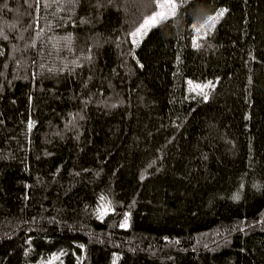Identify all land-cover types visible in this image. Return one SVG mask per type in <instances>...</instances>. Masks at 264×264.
Here are the masks:
<instances>
[{"label":"trees","instance_id":"1","mask_svg":"<svg viewBox=\"0 0 264 264\" xmlns=\"http://www.w3.org/2000/svg\"><path fill=\"white\" fill-rule=\"evenodd\" d=\"M47 2L0 0V264H264V0Z\"/></svg>","mask_w":264,"mask_h":264},{"label":"snow or ice","instance_id":"2","mask_svg":"<svg viewBox=\"0 0 264 264\" xmlns=\"http://www.w3.org/2000/svg\"><path fill=\"white\" fill-rule=\"evenodd\" d=\"M181 4L193 5V8H196V0H144L143 6L147 8H152L154 5V9L150 12V14H146L143 16L142 22L129 33V35L132 37V43L134 45H138L140 43V40L143 39V37L147 36L148 32L157 27L161 22L167 21L170 17H175L177 15V10L179 7H181ZM47 8L50 5L48 4L47 0L41 5L40 0H37L36 3V9L39 10L40 7ZM4 7H7L5 4ZM29 7H32V5H29ZM227 11V9L221 8L219 9L215 14L208 15L207 18L203 21V23H200L199 26H197L196 23H192L191 27L197 32L200 33L201 29H205V35H207L208 32H210L212 29L215 28L216 23L219 21V19L224 15V13ZM39 35V33H37ZM139 37L140 39H137ZM0 38L7 39L8 37L6 35H3L2 32H0ZM203 38V37H200ZM70 39V37H69ZM193 47L199 48L200 44L197 42V37H193L192 39ZM0 54H3L0 52ZM191 84V81H189ZM211 81L208 82L206 85H197L198 88H206L211 85ZM205 99H207V95L204 96ZM32 124L29 122V128H31ZM143 179V177H141ZM103 200L104 197H101ZM233 199L238 200L239 194H236L233 196ZM97 211H100L98 209ZM103 214H107V208H104ZM129 219V215L127 213L124 214V222L121 224V227L127 226V221ZM178 242V241H177ZM63 254V253H61ZM57 257L55 254H53V257L51 260H49L48 264H52V260H55ZM115 264V262H113Z\"/></svg>","mask_w":264,"mask_h":264},{"label":"rangeland","instance_id":"3","mask_svg":"<svg viewBox=\"0 0 264 264\" xmlns=\"http://www.w3.org/2000/svg\"><path fill=\"white\" fill-rule=\"evenodd\" d=\"M196 88L198 89V87H196ZM104 208H107V213H109L111 210L109 207V204L106 202L105 198L102 200L100 197L98 200V203H97V210L100 209V211H98V214L100 215V217L104 216V214H103Z\"/></svg>","mask_w":264,"mask_h":264}]
</instances>
